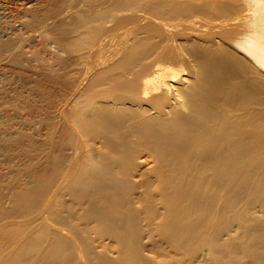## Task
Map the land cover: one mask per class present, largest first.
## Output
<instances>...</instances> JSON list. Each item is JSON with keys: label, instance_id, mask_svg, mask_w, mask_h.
<instances>
[{"label": "bare ground", "instance_id": "bare-ground-1", "mask_svg": "<svg viewBox=\"0 0 264 264\" xmlns=\"http://www.w3.org/2000/svg\"><path fill=\"white\" fill-rule=\"evenodd\" d=\"M31 1L4 0L1 5L10 2L21 11ZM115 3L73 19L76 9L77 15L48 31L65 54L57 56L55 45L54 56L63 60L54 61L58 67L55 73L56 64L50 69L52 80L45 75L53 90L41 86L54 99V110L48 111L54 120L50 148L46 144L45 151H38L33 187L20 191L12 210L4 212L21 221L0 225L8 244L6 254L0 250V264H264V18L231 20L218 0ZM124 8L141 9L158 21L200 12L212 22L189 15L205 31L189 36L198 28L195 24L189 31L194 24L189 20L191 25L184 23L191 33L181 30V36L169 33L181 19H173L174 29L166 19L168 32L161 22L163 31L157 20L149 25L142 19L148 26L139 33L132 30L135 25L127 27L136 34L126 40V29V41L114 54L109 47L112 55L106 57L104 23ZM49 9L58 14L55 7ZM44 10L30 12L34 21L26 28L31 33L49 17ZM66 24L71 30L64 29ZM77 31V37L70 36ZM20 37L6 39L0 33V57L20 58L22 53L13 51L22 49L27 36ZM86 48L93 53L70 56ZM78 80L86 83L74 92L72 105L74 94L64 97L61 90L71 91ZM40 145L45 148L44 141ZM32 209L34 215L27 218Z\"/></svg>", "mask_w": 264, "mask_h": 264}, {"label": "rangeland", "instance_id": "rangeland-1", "mask_svg": "<svg viewBox=\"0 0 264 264\" xmlns=\"http://www.w3.org/2000/svg\"><path fill=\"white\" fill-rule=\"evenodd\" d=\"M3 1L4 0H0V30H1L0 33L2 34L3 38H6V39H8L9 38V35L11 34L9 39L12 38V40L13 39H18L20 37V35L22 34L21 36L24 35V37L25 36L28 37V39H27V37H25V39L27 41L24 42L25 44H26V42H28V43H27V45H25L23 43L24 46L21 45L22 49H20V47H19L20 50L19 49L15 50L16 48H14V51L13 50H10L11 52L9 51V53H12V51H13L14 54L16 52L22 53L21 56H20V58L17 57L15 60H13V57H11L10 55H8L7 57H4V54H2L3 57L2 56L0 57L1 60H2V62L0 60V225H4V224L9 223V222H20L21 221V218H18V215H14V217H8V215L7 214H4V212L5 211L12 210L13 200L20 193V191L25 190L27 188L33 187L32 185H34V183H33L34 181H32V180H34L33 179L34 178L33 176L36 175L34 173L36 172V169H37V161H38V155H39L38 151L40 152L41 149H44V151H45L46 144L48 145L47 147H49L48 142L50 141V138H49L50 135L48 137V134L50 132L49 131L50 130V124L54 121V120H51V117H50L52 115V113H51L52 110H54V109L51 108V106H53L54 99L52 98L53 95L52 94H49V93H50L51 90H53V89H51V88H53V82L51 80H52V76L55 73L54 71H56L57 70V67H58V65L56 63L55 64L57 66H54L55 64L53 65V63H54V61L56 62L57 59H58V61L59 60L62 61L63 58H64V56H65V54L62 55L63 52L60 50V48L55 43L53 45V42L50 41V40H53L52 39L53 37L50 34H49L50 36L48 35L49 29L50 28L53 29L54 26L57 25V22L60 23L63 20H65V21L62 22V23H65L66 21L70 20L72 16H75L77 14L80 15V16L77 15V16L73 17V19H75L76 17H79V18H82V17H85V16L88 17L89 14L96 13L98 11L99 12L100 11H103V10H105L104 9L105 7H108V8H109V6L112 7V6H114V4H116L115 2H118L119 0H100V2L97 1V0H82V1H86V3L85 2L84 3H81L82 2L81 0H68V1L63 0L62 3H64L66 1L65 4H63V5H61L62 3H60V1H62V0H59L58 1L60 4L56 0H42V2H41V0H39V1L36 0V2H33L34 1L33 0L28 5L25 6L27 8H23V9H21V11H20V9L17 10L18 8L15 7V5L11 4L10 2H6L4 4L5 6L4 5H1V2H3ZM78 1H79V6H77L78 5ZM93 1H96V2L93 3ZM56 2H57V5L58 6H62V7H66V8H63V9H62V7H58L57 8L55 6L56 5ZM90 2H92L91 3L92 5L91 4L89 5ZM218 2L224 3V6L226 8V12H225L224 15L227 16V17H229L231 20H234V19H237V18H240V17H243V16L249 17L251 19L254 18V17L264 18V0H218ZM31 3H32L33 6L31 5ZM66 3H67V5H66ZM87 3H88V5H87ZM37 4L40 5V7H38ZM68 4L70 6H68ZM29 5H31L32 7L29 6ZM84 5L88 6L87 7L88 9H86V7ZM107 5H109V6H107ZM28 6H29V8H28ZM41 6H43V7L45 6L44 7L45 10H44V8H41ZM89 6H90V8H89ZM48 7L49 8L51 7V9H53V7H55L54 10H56L58 14H56V16H55L54 14H52L53 11H52V13H50L51 10ZM59 8H61L63 11L60 10ZM80 8H82V9H80ZM108 8H106V9H108ZM41 9L44 10V11H46L44 13H47L48 14L47 16H49L48 18L45 17L46 20H44L42 22L43 26L45 27V25H46L47 28L45 27V29H44L43 26H41V25L39 26L38 25L37 28L35 27V29H37V31H34V32L32 31V33L34 35H36V36H34L31 33V31H29L26 27H28L27 25L30 26L33 23V21H34L32 19L34 17L32 16V14L30 12H34V10L35 11L39 10L37 12L40 13V12H42ZM76 9L78 10V13H77V10ZM89 9H92V11H89ZM124 9H120L119 10V11H121L122 15H120L121 13L118 12V11L114 15V18L117 17V18H115L114 23L116 22L119 25V27H118V25L116 23H115L116 25L114 24L115 27L113 26V22L110 23L111 21H113L114 18H112V20H108L107 21L108 23L105 22L107 24V26L104 23L103 28L105 30V34L103 36V39L104 40L102 41L103 42L102 44H104L103 45V49H102V53L104 52L103 50H105V52L103 53V55L106 56V57L111 56L112 53L114 54L115 52H113V50L117 51L118 49L121 48V46L120 47H118V46H119L120 43H121L120 45H122V43H123V41L125 40V37H126V32L129 31L128 28H131L132 24L135 25V26H132L133 29L132 28L131 29L132 30L136 29L135 31L137 33L140 32V29H143L144 28L143 26H148V24L149 25H153V21L152 20L155 19V18L152 17V16H150V17H152L153 19L152 18H149V14H146L145 11L143 13V10H141V9H135V10L132 9L134 11V14H133V11H130L131 9H127V8H124ZM80 10L81 11L84 10L86 12V14L83 11H82V14H81L80 13ZM87 11H89V12H87ZM123 11H124L125 15L128 17L127 19H126V17H124L125 15H124ZM126 11H128V12H126ZM135 11H136V13H135ZM17 13L20 15V17H19V15H17ZM23 13H25V14H23ZM72 13H73V15H72ZM74 13H77V14H74ZM87 13H89L88 16H87ZM139 13H141V14H139ZM199 13L200 12H198L196 14L195 13H192L193 15L192 14H188V16L190 15L189 17L191 19L192 18H195V17H198L199 20L202 19L201 20L202 23H203L204 20H205L206 23H207V21L208 22H212V19H210L211 17L209 18V16L207 17L205 14H203V16H202ZM21 14H23V15H21ZM49 14L52 15V16H50ZM62 14H63V16H62ZM68 14H70V15H68ZM116 14H119L120 16L119 15L116 16ZM57 15H58V17H57ZM81 15H82V17H81ZM66 16L67 17L68 16H71V17L70 18H67ZM121 16H123L125 20ZM135 16L138 18L139 21L136 20L137 18L135 20H131L130 19V18L134 19ZM188 16L187 15H184L183 18L179 17L183 22H181V23H179V21H177V22L179 24H181V25H179L178 23L175 24V26L173 25L174 23H176V22H173V19H175V21H176V19L177 20H180V19H178V17H176V18L173 17V19H172V17H171V19H170V17H168V18H165L164 17V18H160L159 19L160 21H158V19H155V20H157V22L154 20L155 21L154 23L155 24L157 23L156 25H158V24L160 25V26L158 25V29L161 27L162 24L165 26V27L162 26L164 29L165 28H168V25H169V28L171 27L170 29H174V27L177 28V29L171 30L173 32H169L170 35H174L176 33V34H178V35L180 34L182 36L181 33L183 31H184L183 32L184 34L191 33V32H188L187 31L188 29H186V27H188V28L190 27L189 25L186 24L187 22H188V24H190V22H191V24L194 23L193 25L190 24L191 27L192 26L195 27L196 26L195 24H197L196 27L199 28V29L197 28L196 30H194L195 33L193 32L192 34H189V36H197V33H198V35H199L200 32L203 33L202 30H204V29L201 30V27L203 26L202 28H205L204 24L201 23L202 24L201 25L200 24L201 21L198 22V19L195 20L196 18L193 19L195 22H192L193 20L191 21V19ZM51 17H52V19H51ZM53 17L54 18L57 17V18H55L56 22L54 21V18ZM119 17H120L121 21H119L120 20V19H118ZM142 17H144V18H142ZM203 17L204 18L207 17V18L204 19ZM58 19H59V21H58ZM142 19H144V21L147 20L146 22L147 23L149 22V23L148 24L147 23L145 24V22L141 21ZM161 19L162 20L165 19L164 22ZM166 19H170V20L167 21ZM19 20H21V21L19 22ZM47 20H49V27L46 24V23H48ZM126 20H128L129 22L128 21L126 22ZM148 20H150V21H148ZM189 20H190V22H189ZM118 21L120 23H122V21L124 23V21H125L126 23H128V25L127 24L125 25V23L124 24L123 23L122 24H119ZM132 21H135V23H132ZM165 21H167V22L172 21V22H169L172 26L169 23L167 25L166 24L167 22H165ZM27 22H29L30 24H27L26 25ZM138 22H139V24H138ZM150 22H152V23H150ZM160 22L162 24H160ZM184 22H186V23H184ZM23 24H24V27L22 26ZM137 24H138V26L140 28L139 27L138 28L136 27ZM155 24H154V26H156ZM66 25H63V27L64 26L66 27ZM111 25H112V27H111ZM123 25L125 26V28H124ZM120 26L123 27V28H121ZM176 26H180L181 28L178 29V27H176ZM65 27H64V29L71 30V28H69L68 25H67L66 28ZM113 27H114V30H113ZM191 27L189 28L190 29L189 31H193L194 28L193 27L191 28ZM25 28L28 30L29 35H26L25 34V32L27 31ZM40 28H41V30L42 29H44V30L48 29V30H46L45 32H44V30H42L40 32L39 31ZM120 28H121L120 31L123 32V34H125V36L122 35L123 38H122V36H120L122 33L118 31V29H120ZM163 28H161V30L160 29L159 30L160 31H163L164 30ZM126 29H128V30L126 31ZM137 29H139V31H137ZM4 30H5V32H4ZM11 30L14 31L15 33L10 32ZM18 30L20 32H17ZM115 30H117V31H115ZM181 30H182V32H181ZM23 31H24V33H21ZM80 31L83 32V29H80ZM80 31H77L78 33L77 32L71 33L70 36L71 37H73V36L74 37H77L79 35V33H81ZM124 31H126V32H124ZM135 31H132V32L129 31L132 34H130L129 32H127V36L128 35L129 36L126 37V40H128V38L131 39L132 36H133V33H135ZM165 31H167V29H165ZM165 31L162 32V33H164V35H166V36H170L169 33H167L168 31L166 33H165ZM111 32H112V34H111ZM186 32H188V33H186ZM75 33L77 34V36H75L76 35ZM117 33H120V34H117ZM12 34H14V37L16 35V37L14 38L12 36ZM7 35H8V37H7ZM17 35H19V36H17ZM42 35H43V37H42ZM108 35H110L111 38ZM114 35H116V36H114ZM31 36H32V38H31ZM33 36L35 37V39H33L34 38ZM80 36H81V34H80ZM117 36H120L119 39H121V40L117 41V39H118ZM184 36H188V35H184ZM24 37H20V38H23L24 39ZM40 37H41V41L43 40L42 42L44 43L42 45L38 42V41H40L39 40ZM50 37H51V39H50ZM105 37H106V40L108 39L107 41L105 40ZM115 37H117V39ZM113 38H114V40H116L115 43L113 42L114 41ZM29 39H30V47H28L29 46ZM44 39H46V41ZM36 41H37V44L38 45L37 44H34V43H36ZM105 41L106 42L109 41V42H112V43H110L111 44L110 46H107L109 44V42L107 43V45H105L106 44ZM34 45H36L37 48L39 47L38 49H35L37 51L39 49L41 51L42 48H44L46 46V49L44 48L45 51H41V54L42 55L40 54V52H36L34 50V48H36V47H34ZM104 46H106V47H104ZM109 47L111 49H112V47L113 48L115 47V49H112L111 50ZM116 47H117V49H116ZM23 48L25 50L33 49L36 53H34V51H32V50H30L31 52H29V51L26 52ZM54 48L56 50L57 56H59L60 54L62 55V57H63L62 60H61V57L58 58L57 56H54V54H55ZM93 48L95 49V47H93ZM93 48H91L90 50L88 48L83 49L84 51L82 50V51H80V53H78V52H72L73 55H71V53H70V56L71 57H74V58L76 57L75 59H77V55H79V56H80V54H83L84 55L83 52H85V55H87L88 52H89V54H91L90 51L92 52L93 51L92 50ZM108 49H110V52L112 51L111 54H109L110 52H108ZM106 50H107V55H106ZM58 51L59 52H62V53H57ZM96 51H97V49H96ZM30 54H32L31 57H30ZM33 54H36V55H33ZM25 55H26V57H25ZM52 55L55 57V60L53 58H51ZM22 56H24V57H22ZM35 56L36 57L39 56V57L36 58ZM9 57L12 58V61L13 62L14 61L16 62V61H19L20 60L21 62L20 63L18 62V63L20 65L21 64L22 65L19 66L18 63L16 62L17 63V66H15L16 63L14 62L13 63V66H12V61H11V59ZM81 57H82V55H81ZM50 58L53 59V60H51ZM5 59L8 60V61L7 62L4 61ZM24 59L27 60V62L24 61ZM40 61H42V62H40ZM9 62L11 63L10 65H8ZM36 62H37V64H36ZM51 62H52V64H51ZM78 62L79 63L82 62L81 61V58L78 60ZM40 63H41V65H40ZM28 64H29V67L26 66ZM50 65L51 66L53 65L55 68L53 66L50 67ZM35 66H37V67H35ZM38 66H40V67L43 66V67L40 68ZM51 68H54V69H51ZM74 68H76V66H74ZM50 69L54 73L51 72ZM47 74H49V75L51 74V77H49V75H47ZM45 75H47L49 78H51V80L47 76H45ZM80 82L81 81L78 80V83H79V88L78 89H76V86H77L76 84H78V83L75 81V83L73 82L74 86L71 87L72 89H70L71 91L68 90L69 92L68 91L65 92L66 89L61 90L63 92V93L62 92L61 93L64 95V97L65 96H67V97L70 96L69 94H74V95H71L70 96L73 101L70 99V97L69 98L66 97V99H70L71 100L69 102V104L71 102L74 104V102H75L76 99L74 100L73 97H76V95H77L75 93L77 91H78L77 93H79L80 90H81V88L86 83L85 81H82L81 83ZM80 84H83V85H80ZM42 85H45L46 87L49 88V93H47L48 90L46 91V90L43 89V87H41ZM42 90H44V91H42ZM45 92H46V94H45ZM40 104H41V106H40ZM43 104L45 106H43ZM40 107L43 108V109H47V112L48 111H51L50 112L51 114L49 112L48 113H45L46 110L43 111L44 113H41L43 109L41 110ZM39 113H41V114H39ZM40 117H42V118L44 117V118L41 120ZM39 119L41 120V122L45 119L44 120L45 122H43V123H46V125L43 124V123H41L45 127H43V128H42V126L40 127L41 124L39 125V123H40V120ZM40 128H41V130H40ZM43 141H44L45 148L44 147L43 148L40 147L41 146L40 144L43 143ZM46 152H47V150H46ZM33 215H34V209H32L28 213V215H27L28 217L27 218H31ZM35 223H33L32 225L34 226ZM1 235L2 234H0V250L2 251L1 254L4 255V254H6V249L8 247V244L5 242V240L3 239V237Z\"/></svg>", "mask_w": 264, "mask_h": 264}]
</instances>
